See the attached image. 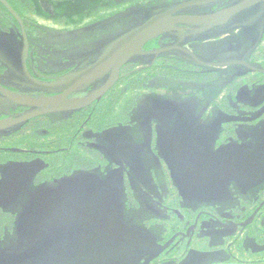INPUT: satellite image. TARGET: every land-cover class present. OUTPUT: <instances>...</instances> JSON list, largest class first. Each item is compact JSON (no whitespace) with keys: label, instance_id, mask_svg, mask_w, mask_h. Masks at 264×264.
<instances>
[{"label":"flooded vegetation","instance_id":"obj_1","mask_svg":"<svg viewBox=\"0 0 264 264\" xmlns=\"http://www.w3.org/2000/svg\"><path fill=\"white\" fill-rule=\"evenodd\" d=\"M32 1L36 13L35 8L28 11L33 16L41 10L53 20L57 4L63 2ZM186 1L190 0L167 4L161 13ZM244 1L211 0L177 13L229 18L212 27L178 24L167 32L181 36L176 42L165 38L168 44L159 49L161 53L156 51L155 59L165 67L172 60H185L192 67L182 68L186 79L171 80L176 89L165 78L157 87L159 93L165 92L154 93V97L149 86L143 99V110L149 112L144 123L133 118V123L120 127L116 120L114 128L105 133L89 121L120 82L126 64L116 85L92 104L0 128V254L18 263L25 251L43 254L40 249L44 248V260L49 261L65 253L68 244L78 242L83 252L91 245L102 246L94 253L97 257L89 250L87 256L93 261L89 264H104L109 259L112 264H264V0H253L232 14ZM10 2L20 15L15 7L23 6L22 0ZM2 5V33L11 38L5 43L8 49L4 48L14 62L11 65L0 56V84L26 96L30 89L23 84H30L23 73L22 24ZM23 22L29 33L33 23L26 26ZM97 23L80 28L78 24L71 31L70 22H57L60 29L54 35L73 32L84 37L81 32L88 33L87 28ZM34 25L32 44L44 56L35 59L34 72L27 67L43 83H68L115 43L104 50L98 34L90 33L83 41L58 37L47 42L42 38L51 31L36 20ZM154 38L146 43L150 53L158 46ZM17 44L20 56H14ZM175 51L180 54L160 58L162 53ZM104 75L81 84L67 95L68 100L93 96L103 86L99 82ZM200 75L208 80L199 81ZM33 91L35 100L67 92L37 87ZM1 100L6 99L0 93ZM33 110L37 109L2 106L0 121L19 119ZM93 172L102 176L101 181L114 172V181L120 185L125 177L124 195L129 201L124 206L132 207V215L127 216L110 192V176L107 182H99L89 175ZM84 173L88 177L82 179ZM80 181H87L91 190L78 187ZM30 205L33 210L24 211ZM23 240L31 242L24 245ZM105 245L112 248L111 257L105 256ZM71 260L63 258L60 263L73 264Z\"/></svg>","mask_w":264,"mask_h":264},{"label":"trees","instance_id":"obj_2","mask_svg":"<svg viewBox=\"0 0 264 264\" xmlns=\"http://www.w3.org/2000/svg\"><path fill=\"white\" fill-rule=\"evenodd\" d=\"M6 1L9 5L12 6L10 2L11 0H6ZM137 1L138 0H65L59 5L57 4L56 9L58 13L55 16V21H57L58 23L70 22V24L78 25L84 23L86 20V16L87 15L89 16L93 10H95L98 7H101L102 5L131 4V6L124 9L125 10L124 12L127 11V14L124 17L116 20L118 21L117 24L122 26L120 27V30L115 35V37H111L114 38L113 40H115L117 39V35H119L118 38L121 37L125 33L131 31L132 29L146 22L155 14L161 13L164 10H166L167 4L171 5L172 3L178 2V0H153V2H151V0H146V3H144L145 1L142 3ZM32 2H33L32 0H22L23 6L18 5L15 7V9L17 11L19 9L20 15L22 16L21 11L25 10L28 12V8L32 4ZM111 2L113 3L110 4ZM4 8L5 7L0 2V32L1 33L4 31L3 28H1L3 25L2 20L5 21V19H3L5 16ZM35 13H36V5H35ZM23 16L22 18L24 19L27 26L29 22L26 21ZM11 18H9L11 20V23L12 22L17 23L15 19L12 20L13 18L12 19ZM109 24L110 23L103 24V22H99L97 24L88 27L87 31L90 34H98L99 32H106L107 31L106 27ZM163 36L164 37H155L152 40L155 42L159 41L157 43L158 46L152 49L154 50V52L150 53L149 52L150 49L146 48L147 44H145L143 47L144 55L135 56L134 58H132V60H130L127 63L128 67L124 71V75L122 76L120 82L103 99V101L100 103L98 111L95 113L96 115L89 120L91 121V124L94 125L96 124L100 128V130H103L106 133L107 130L114 128L113 125L114 122H116V120H119L120 123L118 126L120 127H127V125L133 123V118L135 120H139L144 123L147 119V115L149 114V112H144L143 110L145 103L143 99L146 97L144 96L143 93L145 90L149 89L152 80L159 79L161 81L160 78H163V76L164 78H167L170 81L171 80L182 81L184 78L186 79V77H183L182 75V68L176 65L181 60L179 61L172 60L171 63H176V64H170L169 62V66L165 67L166 65L160 59L157 60L155 59L156 51L158 52L159 49H164L166 43L168 42L166 41L165 38H169L170 40L176 42L178 41L177 39H179L181 34L179 32H173V33L171 32ZM152 41H150L149 43H151ZM102 44H104L103 47L105 50L108 45H106L105 43ZM171 54H178V51L171 53H162L160 58ZM152 58H154L155 60L154 59L152 60ZM142 62L143 63L146 62L147 64H142ZM189 64L191 66V63ZM190 71L191 70H188L189 73ZM205 75H208V73H206ZM205 75H200L198 77L199 81H207L208 77ZM1 81L3 82V79H1ZM115 105L118 106V109L113 108V106ZM12 141H15V139H13ZM69 163H71V160L67 159V164ZM30 242L31 240H26L24 242V245H27Z\"/></svg>","mask_w":264,"mask_h":264},{"label":"water","instance_id":"obj_3","mask_svg":"<svg viewBox=\"0 0 264 264\" xmlns=\"http://www.w3.org/2000/svg\"><path fill=\"white\" fill-rule=\"evenodd\" d=\"M6 6L9 7L11 13L16 16L23 28V41L24 47L22 50V65H23V73L26 77L28 83L40 89L49 90L57 93H65L61 97H55L50 99H42L35 100L33 98L17 95L5 89L0 84V93L5 97L6 100L0 101V107L2 106H30L35 107L37 110L30 111L26 113L19 119L11 118L9 120L0 121V128L8 125V124H16L19 122L30 120L34 117L63 112V111H73L82 109L96 100L103 98L109 90H111L116 83L120 79L122 68L135 56L139 53V51L144 47V45L151 40L152 38L165 34L170 30H175L178 24H200L208 27H212L215 25L223 24L225 19L229 18V15H205V16H193V15H178L177 13L185 8L192 7L194 5L206 4L211 0H190L186 2H182L180 4L174 5L169 10L164 13H159L152 16L146 22L141 24L140 26L132 29L131 31L125 33L121 37H119L115 43L106 50L102 56L97 60L94 64L88 66L83 69L77 75H75L71 81L64 85H55L49 83L38 82L34 77L31 76L28 67V55H29V38L28 34L25 31L23 20L20 16L13 10L7 3L6 0H0ZM253 0H245L242 4H240L236 10L232 13L243 10L247 6L251 4ZM127 14V11L113 17L107 21H104L103 24L114 22ZM178 48V46H175ZM169 50V49H166ZM165 50V51H166ZM195 59V55L191 54ZM200 61V60H198ZM201 62V61H200ZM106 71H110V76L107 82L96 91V93L82 100H68L67 95L78 88L81 84L85 83L87 80H94L97 76L105 73ZM10 114V111H9Z\"/></svg>","mask_w":264,"mask_h":264},{"label":"rangeland","instance_id":"obj_4","mask_svg":"<svg viewBox=\"0 0 264 264\" xmlns=\"http://www.w3.org/2000/svg\"><path fill=\"white\" fill-rule=\"evenodd\" d=\"M43 1H45V0H43ZM50 2H52L53 0H49ZM61 1H65V0H61ZM140 3H142V2H144V3H146V0H138ZM137 1V2H138ZM1 2V1H0ZM35 2V1H34ZM151 2H153V0H151ZM2 4H4L3 2H1ZM37 3L39 4V0H37ZM113 2H111L110 4H112ZM9 5V4H8ZM12 9H13V6H11V5H9ZM129 6H131V4H117V5H102L101 7H99V9H95V11H93L89 16L87 15L86 16V20H85V22L84 23H82V24H80V26H79V28L80 27H82V26H87L88 24H91V23H93V22H101V21H107V20H109V19H111V18H113V17H116L117 15H119V14H121V13H123L125 10V8H127V7H129ZM30 7L31 8H35V5H33V6H31L30 5ZM26 8V7H25ZM39 9H40V5H39ZM14 10V9H13ZM59 11V10H58ZM11 12V11H10ZM17 13V12H16ZM21 13H22V16L25 18V20L26 21H28V22H30V23H33V26L32 27H30V29H29V33H28V35H29V37H30V39H29V55H28V62H27V65H29L30 67H31V71L32 72H34L35 71V68H34V66H35V59L36 58H40V59H42L43 58V56H44V52H41V53H36L35 51L36 50H38L37 48H38V46L36 47L35 45H33L32 43V40L33 41H35V38H36V35H35V20H36V23H38L39 22V25H41L43 28H48L51 32L48 34V35H46L45 37L46 38H42L43 36H41V38L42 39H44V40H46L47 42H50V41H52V40H56L58 37L59 38H61V39H63V40H65V37H68L69 39H70V37H72V39H71V41H73V40H76V41H83V40H85L88 36H86V35H88V33H86L85 31H82L81 32V34H83V35H85L84 37H82V35L80 36L79 34H73V32H70V33H66L65 35H63V34H59V35H54V31H56V32H58V30L60 29V28H56V26H55V24L57 23V21H55V20H53V19H51V17H53V16H51V17H49V16H47V13H45L44 11H41V10H39V13L38 14H35V16H33L31 13H30V11H25V10H23V11H21ZM45 13V14H44ZM57 13L58 12H56V15H57ZM18 14V13H17ZM159 14V13H158ZM19 15V14H18ZM156 15V14H155ZM14 16V15H13ZM20 16V18L23 20V18H22V16L21 15H19ZM26 16V17H25ZM16 17V16H15ZM17 18V17H16ZM27 18H28V20H27ZM18 19V18H17ZM19 20V19H18ZM20 22V21H19ZM117 22L118 21H114V22H112V23H110L109 25H107V27H106V29H107V31L106 32H99L98 33V41H102V43H105L106 45H110L112 42H115L117 39H118V36L119 35H117V39H115V40H113L114 38H111V37H115V35L119 32V30H120V27L122 26V25H118L117 24ZM24 23V22H23ZM54 23V24H53ZM21 24V23H20ZM70 27V29H71V31H75V25H73V24H70L69 25ZM40 33H42V32H40ZM63 33V32H62ZM167 34V33H166ZM90 36H91V34H90ZM19 37H20V35H19ZM23 38V36H21L20 37V39H22ZM104 39V40H103ZM11 40V38H10V35H5V34H3V33H1L0 32V56H2V57H5V60H6V62L7 63H9V64H11V65H13V62H14V59H13V57H9L7 54V52H6V50H5V48H4V46L8 49V46H6L5 45V43H6V41H10ZM110 41H112V42H110ZM107 42V43H106ZM31 44L33 45V47H31ZM103 45L104 44H101V46L103 47ZM105 45V46H106ZM14 47V56H20L18 53L20 52V50H21V47H20V50H19V44H17L16 46H13ZM23 48V47H22ZM158 53H161V52H158ZM39 55V56H38ZM138 55H144V53H143V48L139 51V53L137 54V55H135V56H138ZM174 55H179V54H174ZM134 56V57H135ZM155 56H156V54H155ZM133 57V58H134ZM151 59V58H150ZM154 58H152V60H153ZM132 60V59H131ZM155 60V59H154ZM219 60H222V59H219ZM170 62V64H176V63H171V61H169ZM181 62V61H180ZM178 63V64H176V65H178V67H180V68H189V67H191L190 66V64L187 62V61H185L184 60V62H181V63ZM0 64H2V63H0ZM142 64H147L146 62H142ZM149 64V63H148ZM5 66V65H4ZM2 68H4V67H2ZM205 69V68H204ZM31 74V76L32 77H34L33 75H32V73H30ZM109 76H110V71H106L105 72V75L103 76V78H102V80H101V85H104L106 82H107V80H108V78H109ZM161 79V81L159 80V79H153L152 80V82L150 83V86H152L153 88L152 89H150L148 92H152V94H153V96L155 97V95H154V93H159V90H157V87H161V85L165 82V78H160ZM159 80V81H158ZM167 81H169L171 84H173V87H174V89H176L177 88V86H176V83L175 82H172V81H170V80H168V79H166ZM38 82H39V80H37ZM28 83V82H27ZM100 83V82H99ZM23 85H25V87L26 88H28V89H30V90H28L29 92H28V94L26 95L27 97H30V98H34V97H36V93H34V91H33V87L31 86V85H28V84H26V81H25V84H23ZM32 87V88H31ZM173 89V90H174ZM146 91V90H145ZM145 91H144V93L143 94H145ZM219 91L220 90H218V91H216V93H219ZM162 93H164L165 91H161ZM160 92V93H161ZM159 93V94H160ZM158 97V96H157ZM142 100V99H141ZM157 103H159V100L157 101ZM113 108H116V109H118V106H113ZM109 132V131H108ZM117 171V170H116ZM95 175L94 176V180L96 179V180H98L99 182H107L106 180L108 179V177L110 176V180H112L113 181V189L112 190H110V192L112 193V194H114L115 195V198H116V201H117V204L118 205H121V207H122V210H123V206L125 205L124 204V201L125 202H128L129 201V199H128V197H127V195L125 196L124 194L126 193L125 192V187L124 186H127L126 185V182H125V177L123 176L122 178H121V180H122V185H120V183L118 182V181H114V179H116L117 178V174L116 173H114V172H110L109 173V176H107V177H105L103 180L104 181H101L100 179H101V175H98V174H96L95 172H93V173H90L89 175ZM88 174H86V173H84L83 175H82V179L83 178H85V177H88L87 176ZM80 178H81V176H79ZM69 179H73L72 181H75V179L72 177V178H69ZM86 182L87 181H80L79 183H78V187H82L83 188V190L85 189V190H87V191H90L91 190V187L89 186V184H86ZM90 183V182H89ZM86 184V185H85ZM108 184H110V182H108V183H106V185L108 186ZM124 189V190H123ZM137 196V195H136ZM154 196V195H153ZM129 204V203H128ZM126 206V205H125ZM124 206V212H125V210H127V216H129V215H132V207H128L127 209H126V207ZM31 209V205H30V207L29 208H27V209H24V211H29ZM33 210V209H32ZM32 210H30V211H32ZM37 210H36V208H35V212H36ZM125 215V214H124ZM133 216H134V214H133ZM132 221H136V217H134V219H132ZM0 246H1V244H0ZM105 248H104V253H105V256H108V257H111L112 256V252H110V249H112V248H106V245L104 246ZM87 248V247H86ZM101 249H102V246L101 245H91L90 247H88L86 250H88V252H89V250L91 251V253L94 255V253H97V252H100L101 251ZM159 249V248H158ZM40 251L43 253V255H44V252H46V250H44V248H41L40 249ZM54 251H55V255H57V254H59V251H58V248H55L54 249ZM84 251V248H82L81 246H80V243H78V242H76V243H72V244H68V249H66V251H65V253H63L62 252V255H60V256H56L55 258H48L49 259V261H47L45 264H61L60 263V259H63V258H65V260H69V259H72L71 261H72V263L73 264H83V262H84V260H86V259H88V262H87V264H89V263H91V262H93L92 261V258H91V256H90V261H89V257L87 256V253L88 252H83ZM155 252V251H154ZM27 254V252L25 251L24 252V259L22 258L21 260H19L18 261V263L19 264H26V261L27 262H30V261H32V258H33V256L32 255H26ZM48 254H51V251H49L48 252ZM98 254V253H97ZM127 254H129V253H127ZM137 255L138 254H140V251H138L137 253H136ZM0 255H2V254H0ZM42 255V256H43ZM38 256V255H37ZM95 256V255H94ZM95 257H97V256H95ZM41 260V259H40ZM80 260H81V262H80ZM13 261H16V259L15 258H13L12 256H7V255H2V257H1V259H0V264H18L17 262H13ZM101 262H102V260H101ZM137 262H139V261H137ZM113 263V261L111 260V259H109L108 261H106V262H104V264H112ZM34 264H41V263H39V260H38V257H36L35 258V263ZM139 264V263H138Z\"/></svg>","mask_w":264,"mask_h":264},{"label":"crops","instance_id":"obj_5","mask_svg":"<svg viewBox=\"0 0 264 264\" xmlns=\"http://www.w3.org/2000/svg\"><path fill=\"white\" fill-rule=\"evenodd\" d=\"M62 199H63V197H62ZM35 252V253H34ZM30 251V252H28V254L27 255H33V257H38V260H39V263H41V264H45L47 261H45L44 259H46V257L43 255V254H41L39 251ZM38 255V256H37ZM43 255V256H42ZM48 258V257H47ZM41 259V260H40ZM26 264H30V262H27L26 261Z\"/></svg>","mask_w":264,"mask_h":264},{"label":"bare ground","instance_id":"obj_6","mask_svg":"<svg viewBox=\"0 0 264 264\" xmlns=\"http://www.w3.org/2000/svg\"><path fill=\"white\" fill-rule=\"evenodd\" d=\"M32 256H33V255H32ZM35 258H36V257H33V258H32V261H30V264H34V263H35Z\"/></svg>","mask_w":264,"mask_h":264}]
</instances>
